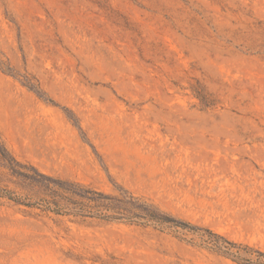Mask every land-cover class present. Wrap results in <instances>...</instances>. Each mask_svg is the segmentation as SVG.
<instances>
[{
  "label": "rangeland",
  "instance_id": "374dc122",
  "mask_svg": "<svg viewBox=\"0 0 264 264\" xmlns=\"http://www.w3.org/2000/svg\"><path fill=\"white\" fill-rule=\"evenodd\" d=\"M261 253L264 0H0V264Z\"/></svg>",
  "mask_w": 264,
  "mask_h": 264
},
{
  "label": "trees",
  "instance_id": "16d2710c",
  "mask_svg": "<svg viewBox=\"0 0 264 264\" xmlns=\"http://www.w3.org/2000/svg\"><path fill=\"white\" fill-rule=\"evenodd\" d=\"M233 244V243H232ZM261 255H264V253H261ZM239 262H244V263H251V264H264V262H261V261H252V259L250 258H241V259H238Z\"/></svg>",
  "mask_w": 264,
  "mask_h": 264
}]
</instances>
